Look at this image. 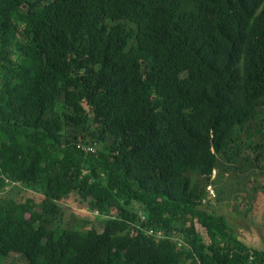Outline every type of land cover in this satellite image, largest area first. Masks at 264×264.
Returning <instances> with one entry per match:
<instances>
[{"label":"trees","instance_id":"1","mask_svg":"<svg viewBox=\"0 0 264 264\" xmlns=\"http://www.w3.org/2000/svg\"><path fill=\"white\" fill-rule=\"evenodd\" d=\"M216 202L264 213V0H0V264H264Z\"/></svg>","mask_w":264,"mask_h":264},{"label":"rangeland","instance_id":"2","mask_svg":"<svg viewBox=\"0 0 264 264\" xmlns=\"http://www.w3.org/2000/svg\"><path fill=\"white\" fill-rule=\"evenodd\" d=\"M243 136L244 142H246V146H249L253 141L248 139L246 134H243ZM244 182V176H239L234 179L232 178L231 180L229 174L228 176H225L224 182H222V188L227 191L229 195H231L239 187H242ZM31 191L32 190L29 191L24 189L20 184H10L9 186H7L6 193L9 195H17L21 192L31 194ZM248 199L249 198L242 199L243 201H245L246 205H248ZM261 199H263V196ZM59 206H61V209L64 210V217L61 221H57L53 225L54 227L75 224L72 216L77 219L78 222H80L81 220H91L93 221V224L98 228H101V226L103 225V222L95 218V215L88 209V202L82 200L78 196L70 197L66 201L59 203ZM236 206V204L216 202L213 204L212 211L227 218L238 236L246 240L249 245L258 246L264 249V213L262 215V213L260 212L258 216L255 217L252 215L246 216L245 212L237 211L235 209ZM196 231L199 235L204 236L206 240H209L208 233H206L205 229L199 224H196ZM8 261V259H5V262L3 263L6 264V262L8 263ZM12 264H24V261L21 258L14 257L12 259Z\"/></svg>","mask_w":264,"mask_h":264},{"label":"built area","instance_id":"3","mask_svg":"<svg viewBox=\"0 0 264 264\" xmlns=\"http://www.w3.org/2000/svg\"><path fill=\"white\" fill-rule=\"evenodd\" d=\"M86 151L87 152H92V153H95L96 152V148L94 149V147H88L87 149H86ZM14 184V183H13ZM208 192H209V199H211V196H213L214 195V190H213V188H212V186L211 185H209V187H208ZM210 193H211V195H210ZM140 217H141V219H142V222L145 220V216L142 214V213H140ZM147 233V232H146ZM150 233V232H149Z\"/></svg>","mask_w":264,"mask_h":264},{"label":"bare ground","instance_id":"4","mask_svg":"<svg viewBox=\"0 0 264 264\" xmlns=\"http://www.w3.org/2000/svg\"><path fill=\"white\" fill-rule=\"evenodd\" d=\"M123 172V171H122ZM5 175V174H4ZM150 176V175H149ZM232 179V178H231ZM229 180V179H228ZM135 181V180H134ZM217 181V180H216ZM125 184V183H124ZM130 185V184H129ZM234 185V184H233ZM227 192V191H226ZM222 198V197H221ZM102 230V229H101ZM130 237V236H129ZM121 241V240H120ZM126 245V244H125ZM180 257V256H179ZM138 258V257H137ZM121 264V262L119 263Z\"/></svg>","mask_w":264,"mask_h":264}]
</instances>
